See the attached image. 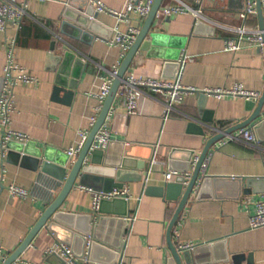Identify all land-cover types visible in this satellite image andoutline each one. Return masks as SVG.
<instances>
[{
    "label": "crops",
    "instance_id": "1",
    "mask_svg": "<svg viewBox=\"0 0 264 264\" xmlns=\"http://www.w3.org/2000/svg\"><path fill=\"white\" fill-rule=\"evenodd\" d=\"M68 1L29 0L28 14L21 28L9 25L6 32H0V81L4 80L7 48L11 41L16 44V64L28 76L38 80L33 84L18 83L14 89V112L9 129L28 136L30 141L24 145L28 148L22 151L21 143L12 142L4 154L0 146V247L8 258L29 236L45 208L62 188L54 177L41 174L36 150L49 148L53 152V162L61 161L59 164L66 165L70 171L78 155L69 159L67 151L79 145L81 132L90 135L94 128L91 120L98 119L103 110L104 102L102 104L98 98L103 82L111 78L112 70H119L126 57L120 47L108 43L118 25L110 14H97L92 30L83 29L87 31L86 35L71 26H64L63 22L69 20L66 13L74 14L66 10ZM99 1L118 12L124 9L127 0ZM173 1L164 0L163 6ZM180 1L194 7L197 5L196 0ZM203 2L205 25L200 27L198 35H192L199 22L192 14L172 16L156 23L157 31L163 28L169 34L189 37L186 49L181 53V57L190 56L183 69V86L203 91L239 84L248 90L261 91L263 95L264 48L246 44L238 52L224 50L226 39L234 35L231 29L244 23L252 28L260 27L258 13L245 22L240 17L246 9L245 0ZM69 22L78 27L71 19ZM144 22L135 14L129 24L121 23L120 29H141ZM65 46L75 59L68 65L64 79L67 84L74 80L77 83L73 94L69 87L56 94L54 87L63 62H56L50 53L54 48L55 54L67 55L63 50ZM178 70L157 55L139 51L126 77L133 75L172 82ZM75 72L80 75L78 79L74 78ZM145 90L146 97L140 101L139 113L135 116H128L121 99L116 97L108 123L112 140L104 151L103 167L114 166L123 156L150 163L155 158L161 164L147 174L146 186H163L166 184L163 175L167 171L182 172L190 166L187 172L193 174L195 158L201 156L209 139L222 136L209 149L205 160L207 168L201 172L202 179L197 182L193 195L173 227L172 243L178 249L180 244L186 243L202 247L198 255L200 264H264V227L256 230L249 227V217L255 211V203L264 199L263 193L242 195L240 200L196 197L205 176H264V126L258 132L260 142L257 139L255 145L229 140L245 128L253 130L251 125L237 129L251 115L243 98L225 96L220 100L190 93L165 119L160 95ZM155 96L157 100L153 99ZM191 151H194L192 158L189 156ZM142 174L146 176L145 171ZM89 183L100 187L93 180ZM11 186L27 190L28 199L14 198L9 192ZM125 187L131 197L128 205L131 213L124 218L113 214L104 216L94 211V196L89 189L77 186L71 191L61 211L76 215L75 228L99 225L101 241L91 247V235L83 257L78 255L84 250L80 242H60L44 229L14 264H69L58 243L67 245L79 263L88 257L92 263L112 264L124 255L128 264H176L168 245V228L178 202L148 196L144 193V182L128 183ZM102 219L105 222L102 223Z\"/></svg>",
    "mask_w": 264,
    "mask_h": 264
},
{
    "label": "water",
    "instance_id": "2",
    "mask_svg": "<svg viewBox=\"0 0 264 264\" xmlns=\"http://www.w3.org/2000/svg\"><path fill=\"white\" fill-rule=\"evenodd\" d=\"M164 0H155L153 8L147 18L144 20V24L140 29V32L136 36V41L125 55L126 57L122 61L120 68L118 70V76L113 81L110 89V93L103 104V110L98 117L93 130L91 131L84 148L78 155L77 159L74 161L70 171L64 167L63 164L54 163L53 152L49 148L45 151L40 149L36 150V156L38 163L41 164V174L54 177L58 180V185L62 186L59 193L55 196L54 201L49 204L42 216L38 220L35 227L30 231L29 236L23 241L20 247L14 252L9 258L5 260L3 264H14L21 258V255L26 251L42 230H46L54 235V238L60 242L70 244L72 240L80 242L84 248L83 252L80 251L79 257H83L88 244V238L92 235L91 247H93L98 241H101L100 235H98L99 225L91 224L84 229L75 228L74 221L77 219L75 214H68L61 211V208L68 200L71 191L77 186H82L86 188H91L98 192H109L113 189H123V187L128 183H140L144 182L145 194L148 196H156L165 198L170 202H178L176 208V214L169 225L168 232V245L172 253V259L176 264H200L198 261V255L202 251V247H196L193 251H182L178 249L172 243V230L176 221L179 219L180 214L183 212L184 208L188 204L190 197L193 195V190L196 187L197 182L201 178L202 165L207 159L206 156L209 152L211 146L217 142L222 136L217 135L209 139V142L204 148L203 153L199 157V161L195 165L192 179L187 187L184 186L183 178H178L175 183H166L163 186H146L148 181L147 174L150 171V162L146 160H137L129 156H123L120 161H118L114 166L107 168L103 167L102 158L104 157V151L91 150L92 143L96 134L103 127V124L109 115L112 105L116 100L118 95V90L121 84L125 81L126 72L133 63L136 55L139 51H146L149 55H157L167 61L170 66L174 65L175 69L178 70L180 66L181 53L186 49L188 44V36H180L176 34H169L166 29H158L156 25L155 17L157 12L163 6ZM258 1V16L260 18V28L264 29V17L261 0ZM67 12L74 13L66 16L69 20L75 23L78 27L70 24L69 20L63 22L64 26H71L81 35L88 34L87 31L83 29L92 30V25L95 24L97 14L94 12V7L88 5L86 0H69L67 3ZM93 17V20L90 18ZM203 21H199L197 26L192 30V35H198L201 26H204ZM64 31V29H63ZM62 31V32H63ZM64 33V32H63ZM75 38H78L76 36ZM67 55L55 54L54 48L52 53H50L51 58L56 62L62 63V67L59 69L57 84L54 87V93L57 94L58 91L64 90L65 88H70V93L76 86V80L71 83H66L65 75L68 74V65L75 59L72 52L69 51L68 46L63 48ZM74 78L78 79L79 73H74ZM3 79L0 81L3 83ZM3 85V84H2ZM1 85V86H2ZM246 108L251 112V115L240 124L237 129H243L244 127L251 125L254 130L256 139L260 142L258 132L262 126H264V93L259 98L258 102L246 101ZM258 120V122H256ZM22 151L26 146L20 144ZM28 148V146H27ZM25 148V149H27ZM26 157L27 150L24 152ZM194 154L191 151L189 156ZM189 158V161L190 159ZM57 161V160H56ZM192 162V159H191ZM62 163V162H61ZM172 165V163H171ZM190 167V166H189ZM189 167L182 170L181 173H185L189 170ZM172 168V167H171ZM173 169V168H172ZM142 171L146 172V176L143 177ZM94 181L98 183L100 187H96L89 183ZM264 194V176L258 177H204L201 181L199 191L197 192L198 199H210L212 197L217 198H232L235 200H240L242 195H252V194ZM129 200L123 199H113V200H103L100 204L97 213L101 215L113 214L116 217H127L130 216V211L128 210ZM102 223L105 219H102ZM77 226V225H76ZM118 250L119 246H116ZM57 256V254L55 253ZM66 264L65 262H63Z\"/></svg>",
    "mask_w": 264,
    "mask_h": 264
},
{
    "label": "built area",
    "instance_id": "3",
    "mask_svg": "<svg viewBox=\"0 0 264 264\" xmlns=\"http://www.w3.org/2000/svg\"><path fill=\"white\" fill-rule=\"evenodd\" d=\"M28 1L29 0H0V32H6L9 25H16L19 29L22 26V22L24 18L28 14ZM88 5L94 7V12L96 14L108 13L112 17L118 21V25L114 28V36L108 40V43L114 47H120L122 50L123 56H125L128 51L131 49L133 44L136 41V36L140 32V27L129 28L127 31H122L120 29L121 23L129 24L131 22V16L137 14L140 17V21L143 22L147 16L150 14L154 1L155 0H147L143 2L142 0H127L125 2V7L122 11H114L110 10L99 0H86ZM246 1V9L241 14V18L245 22H247L251 16H256L258 13V1L257 0H245ZM197 5L191 6L186 4L180 0H174L169 5H164L157 12L155 21L156 23H160L165 19H168L172 16L177 15H188L192 14L195 19L198 21H203L204 13H203V0H196ZM263 17H264V0H261ZM93 20V17L90 18ZM231 32L234 34L233 37L227 38L225 41V51L229 52H238L243 48L246 44L253 45L256 48L263 49L264 48V29L260 27L252 28L248 26L246 23L241 25L240 27L231 29ZM15 42L11 41L7 48V59L8 63L4 69V81L2 88L0 90V132L2 134V142L0 146L4 149L3 153L5 154V150L12 142H19L22 145H26L30 139L28 136L15 132L9 129L11 125V115L14 110V89L18 83H26L33 84L38 80L35 77L28 76L22 67L16 64L14 59L15 52ZM190 56L181 57L179 63V70L172 82L158 80V79H144L139 77H134L133 75L125 77V81L121 84L119 88V92L117 97L121 99L122 105L126 110V114L128 116H135L139 113V103L142 99L146 97V90H150L153 94L160 95V103L162 107H164L165 119H168L172 113L177 108L176 106L180 105L184 98L190 93H201L206 96H214L217 99H223L225 96L238 97L240 99H244L245 101H254L256 102L261 98V91H252L244 88L243 85H234L231 88H207L203 91L195 89L193 87L187 88L182 84V76L184 74L183 69L186 63L189 61ZM118 68H115L111 71V78L105 79L103 85L101 87V94L98 96L100 102L106 100L110 93L111 86L113 81L118 76ZM153 99H156L153 97ZM157 100V99H156ZM101 108V106H100ZM113 115V108L109 115L107 116L103 127L96 134L91 150H99L105 151L111 144V129L108 126V123L111 120V116ZM97 121V118H93L91 120V126H94ZM89 137L88 132L80 133V142L79 145L74 148H70L67 151V156L70 158L75 157L80 154L82 149L85 146V143ZM229 140H238L245 141L248 144L255 145L258 143L253 130L251 129H243L237 135L230 137ZM194 165L197 164L199 158H195ZM150 163V171L148 175L152 173L153 167L157 164H161L159 160L155 158L151 159ZM207 161H205L202 165V172H204L207 168ZM191 172L181 173L178 171H167L164 173L166 183H175L178 178H183L184 186H188L189 182L192 178ZM83 189H89L94 196L93 200V210L98 211L100 204L103 200H113V199H123L130 200L129 190L127 187H123V189H113L109 192H98L94 191L91 188L83 187ZM10 194L14 198H21L27 200L29 195L27 190L21 187L11 186L9 188ZM254 213L249 217V227L252 230L260 229L264 227V199L261 201H257L254 206ZM58 248L61 250L63 256L68 259L69 264H100V263H92L88 257H84L82 262L79 263L78 259L74 256L71 249L65 244L58 243ZM197 245L195 244H180L179 248L182 251H193ZM8 258L6 251L2 247H0V264H3L5 260ZM112 264H128L125 261L124 255L119 257V259Z\"/></svg>",
    "mask_w": 264,
    "mask_h": 264
}]
</instances>
